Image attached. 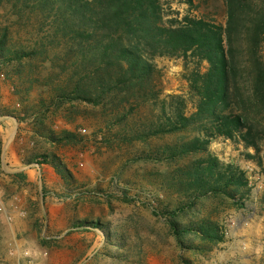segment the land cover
Listing matches in <instances>:
<instances>
[{"label": "rangeland", "instance_id": "rangeland-1", "mask_svg": "<svg viewBox=\"0 0 264 264\" xmlns=\"http://www.w3.org/2000/svg\"><path fill=\"white\" fill-rule=\"evenodd\" d=\"M177 1L162 0L171 15L199 9L224 21L221 0ZM36 20L0 9V27L12 25L23 45L31 44ZM22 62L0 68V264H264V111L252 100L243 103V91L233 93L232 103L254 124L258 151L236 136H219L201 141L206 150L164 159L158 147L203 138L201 119L174 133L134 131L163 112L175 116L183 104L187 115L195 111L191 59H155L151 83L160 94L155 98L154 86L148 100H130V123L117 138V128L103 122L111 102L48 101L44 82L54 64ZM207 154L222 168L231 165L236 182H220L223 190L187 206L172 172Z\"/></svg>", "mask_w": 264, "mask_h": 264}, {"label": "trees", "instance_id": "trees-1", "mask_svg": "<svg viewBox=\"0 0 264 264\" xmlns=\"http://www.w3.org/2000/svg\"><path fill=\"white\" fill-rule=\"evenodd\" d=\"M221 1L222 22L212 19V12L199 9L193 14L171 15L162 0H0V9L8 6L20 20L37 18V30L28 45L15 39L12 25L0 27V68L15 62L22 66L23 59L54 64L44 82L47 100L111 102L110 119L103 121L106 128H117L114 134L108 129L111 139L112 134L117 138L127 131L130 100L153 97L155 59H191L194 66L189 71L188 90L197 99L195 111L187 115L183 104L175 116L163 112L155 123L137 127L134 137L174 133L197 117L204 124L197 129L202 139L158 147L156 156L175 159L198 153L206 150L201 141L219 136H236L258 151L254 124L246 119V111L234 110L237 103L232 100L236 99L233 93L243 91L247 97L243 103L252 100L250 105L255 103L264 111V0ZM177 2L194 4V0ZM243 74L248 76L245 84L238 80ZM247 84L250 89L244 91ZM159 94L155 86V98ZM63 134L74 138L72 133ZM55 139L61 140L59 136ZM190 160L172 172L173 182L187 194V206L223 190L220 182L225 187L235 184L237 175L231 165L222 168L208 154Z\"/></svg>", "mask_w": 264, "mask_h": 264}]
</instances>
